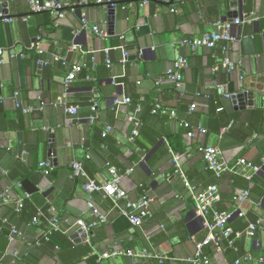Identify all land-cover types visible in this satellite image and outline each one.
<instances>
[{"label": "crops", "instance_id": "1", "mask_svg": "<svg viewBox=\"0 0 264 264\" xmlns=\"http://www.w3.org/2000/svg\"><path fill=\"white\" fill-rule=\"evenodd\" d=\"M60 1L75 10L68 11L66 17L58 21L51 12L30 13L28 0H0L8 3V17L17 19L10 24L0 21V48L5 53V62L0 65V215L9 220L6 225L15 226L20 233L9 243L0 236V264H24L22 259L28 253L39 260L38 264H61L53 245L51 254L32 247L50 228L46 219L49 215L59 218L60 236L68 237L77 246L70 249L66 245L61 251L67 264H160L155 260L127 257L99 260V254L112 249H147L166 257L162 264H192L195 246L209 235V230L197 217L192 192L175 173L171 154L155 159L152 166L145 161L133 165V172L121 179V187L131 201H137L143 191L153 199V215L142 227H135L122 217L103 194L96 195V205L108 221L93 229L90 244L75 226L79 219L90 223L94 217L83 190L84 180L72 176L73 162H83L88 175L102 182L107 175V161L129 169L139 156L142 159L147 154L152 156L169 139L177 149L183 150L182 166L196 190L214 183L221 194L215 206L217 210L236 213L240 208L245 213L242 221L237 215L231 221L234 230L261 220L255 237L238 241L243 255L239 259L246 254L256 260L264 259V184L253 185L249 200L240 205L234 197L247 188L243 175L228 171L214 178L198 151L202 145L219 148L232 170L243 158L255 166L264 163V121L260 123L261 133L238 145L237 136L219 134L220 124L211 119L205 100L209 95L222 94L221 87L229 94L254 93L255 105L246 110H236L231 100L223 98L226 113L238 115L236 129H245L244 124L250 122L254 108L262 107L264 111V0H156L163 3L150 1L143 7L142 0L140 3L127 1L123 5H118L120 0H116L113 21L103 6L80 7L81 0ZM0 13H4L1 8ZM234 14H239V19L247 16L252 21L234 26L233 35L237 40L229 44L227 50L223 49L226 44H220L213 50L199 48L193 52L178 44L216 31L219 22L234 23L229 22ZM24 17H29L27 22L20 20ZM96 27L106 36L96 32ZM35 43L44 50L42 56L32 50ZM120 47L130 53L125 63ZM107 50L113 66L109 70L100 67L96 72L98 60L101 66L107 65ZM11 53H26L28 57L11 60ZM179 56L190 62L189 68L183 71L181 94L172 90L173 84L168 81L158 88L156 79L164 77ZM39 59L45 63L39 64ZM226 59L238 65L236 70L228 72L224 67ZM75 64L85 69L67 92L65 78L70 66ZM87 72L89 77H83ZM161 89L166 113L153 115L147 102L159 99ZM96 96L99 108L93 113L92 100ZM115 98H130L132 102L115 110ZM182 100H196L198 109L189 113L190 123L211 128L210 133L195 139L187 137L181 119L186 118L188 113L184 112L188 107L181 105ZM140 103L146 105L144 111ZM17 104L36 110L25 114ZM68 106H78V115L68 114ZM138 107L141 108L140 136L131 142L135 128L131 116ZM172 110L176 111V118L171 117ZM93 116L98 120L95 125L91 123ZM107 126L112 127L106 142L108 150L101 144L100 137V129L105 132ZM51 135L57 163L46 173L40 165L49 162ZM151 140H157V145L152 146ZM140 143L150 148V153L140 150ZM262 172L256 175L264 179V169ZM24 181L31 184L34 193L28 194L19 186V182ZM20 200L26 205L17 214L15 207ZM36 211H39V221L32 224L31 217ZM75 234H79L77 240L81 241L76 243L72 239ZM60 236L55 240L62 244ZM224 244L226 241L220 249L214 246L206 249L212 264H233L236 260H233L236 251L232 254ZM87 245H90L89 253Z\"/></svg>", "mask_w": 264, "mask_h": 264}, {"label": "built area", "instance_id": "2", "mask_svg": "<svg viewBox=\"0 0 264 264\" xmlns=\"http://www.w3.org/2000/svg\"><path fill=\"white\" fill-rule=\"evenodd\" d=\"M133 1V0H131ZM152 0H142L140 5L143 7L147 5ZM168 2L169 0H165ZM29 10L32 14H40L44 12H51L56 15L57 20H62L66 17L68 11H74L75 8L71 7L69 4L63 3L60 0H28ZM91 5L103 6L105 8H116V0H81L79 3L80 7H88ZM174 11V10H173ZM29 17L20 18L22 22H27ZM246 19H237L234 23H222L219 22L216 24V31L207 33L202 35L197 39H185L179 42L178 44L181 47L189 48L191 51L195 52L199 48H207L209 50H213L217 48L220 44H226L223 46L224 50L228 49V45L235 42L237 39L233 35L234 26H240L242 23L248 22L250 23L252 20L247 16H243ZM17 19L8 17L3 13H0V21L5 24L14 23ZM86 23V21H85ZM95 31L100 33L103 36H106L105 32H99L98 28H95ZM123 51V62H127L130 53L126 51L123 47H120ZM32 50H34L39 56L44 54V50L41 48L39 43H35L32 46ZM4 50L0 48V65H3L5 62L4 59ZM26 53H11L10 59L14 60L17 58L25 59L27 58ZM107 57V66L111 68L113 66L112 59L110 57L109 50L106 51ZM39 64H44L45 62L41 59L38 60ZM92 63H96L95 57L92 58ZM190 62L189 59L183 56H179L173 65L167 70L166 75L164 77H160L156 79V86L158 88L161 85L168 81L174 84L178 89L181 88L184 82L183 71L189 68ZM238 65L229 59H226L224 62V67L227 68L228 72H232L236 70ZM95 67V65H93ZM85 66L75 64L70 66L68 75L65 78V88L67 92L70 90L71 85L77 80V76L83 72ZM218 67L214 69V72H217ZM90 79V78H88ZM240 79L243 80L244 77L240 75ZM221 93L228 100H231L233 96H237L238 94H229L224 87H221ZM66 92V94H67ZM65 94V95H66ZM98 96H96L92 100L91 110L93 113H96L99 108ZM130 98H115L114 99V109L120 110L122 107L131 104ZM17 108L21 109L23 113L29 114L36 110L34 107L24 108L20 104H17ZM196 111V105H192L190 107V114ZM219 111H222L220 109ZM66 112L71 115H78L79 107L78 106H68L66 108ZM141 112V108L138 107L136 109V115L131 116V120L134 123V130L132 135L130 136V141L134 142L137 136L139 135V128L141 126V120L138 118L139 113ZM153 115H157L159 113H166V109L161 103V101L157 98L154 101L153 109L151 111ZM170 115L172 118H176V111H170ZM96 117H91V123L96 121ZM184 128L187 130V137L190 139H195L200 135H205L207 130L201 125L192 126L190 122L183 123ZM232 127V124L228 126L227 129L223 130L222 133H227ZM112 132V127L107 126L104 132V135H108ZM198 151L202 155L207 170L214 174L217 178L222 177L228 171H232L234 173L242 174L249 182V188L243 191L241 194L236 196V202L242 205L244 202L249 200L251 188L253 187V177L260 171L264 169V163L262 166H255L248 162L246 159H241L236 169H230L227 161L222 157V152L217 147L213 146H200ZM172 155V163L175 167V173L180 176L182 179L184 186L192 192L194 204H195V213L197 217L201 218L204 221L206 228L209 230V235L201 242H198L195 246V253L190 262L192 264H212L211 258L206 254V249L208 247L214 246L217 249L222 247L224 241L228 242L231 248H235L236 243L243 238H253L255 237L257 231L260 229L261 220L256 222L249 223V226L246 230L236 232L231 226L230 222L232 219V214L227 212H221L215 208L216 204L221 200L220 188L218 185H212L203 190H196L195 187L192 186L190 181L188 180L186 173L182 166V158L183 155L175 154L170 151ZM91 156H87V159H90ZM145 161V158L142 159ZM40 167L45 170L46 173L51 169L50 162H43ZM72 176L73 178H79L84 180L83 190L87 194L88 198V208L91 212V215L94 217V220L90 223L85 222L83 219L77 220L75 226L79 229L81 236L87 243H91V235L93 229L99 224L107 223L108 219L105 215L101 213L99 208L96 205V195L103 194L104 199L108 200L111 203L113 209L117 210L119 214L126 218L133 226L142 227L145 220L147 218L152 217L153 212L151 209V205L153 203V199L150 197L147 191H143L142 195L137 201H131L129 199V195L125 189L121 187V179L124 176L130 175L133 172V169H128L125 172H122L116 167H108L107 175L104 176L103 181L99 182L93 178H91L85 167L83 162L75 161L72 166ZM19 186L22 187V184L19 183ZM24 209V202L22 200L18 201L15 207V212L17 214L21 213ZM240 218L245 217V213L239 208V211L236 214ZM47 221L50 225V228L45 235V240L48 241L49 238L55 233L62 232L61 222L56 216H47ZM39 221V216L34 218L32 224H37ZM5 224L9 223L7 218L3 219ZM20 235L19 230L15 226H11L10 234H9V242L14 241ZM40 243L37 241L36 246H39ZM119 257H127L133 260H144L150 261L155 260L160 264L164 263L166 257L161 254H158L154 251H150L147 249L142 250H118L112 249L102 254H99V260H107V259H117ZM257 261L259 263H264V259L260 258L256 260L251 254H246L242 259H239L235 262V264H242V262H251Z\"/></svg>", "mask_w": 264, "mask_h": 264}, {"label": "trees", "instance_id": "3", "mask_svg": "<svg viewBox=\"0 0 264 264\" xmlns=\"http://www.w3.org/2000/svg\"><path fill=\"white\" fill-rule=\"evenodd\" d=\"M101 63H100V61L98 60V63H97V66H96V68H95V71L97 72V70H98V68H100V67H102L103 69H105V70H109V68H108V66L106 65V64H104L103 66H101L100 65ZM223 69V68H222ZM84 75H83V77H85V78H87V77H89V73L87 72L86 74L85 73H83ZM91 77V76H90ZM172 90H174V91H176V92H179L180 94H181V92H180V90L173 84L172 85ZM164 90H160V94H159V100L161 101V103L163 104V106H164V97H163V92ZM223 98H224V95L223 94H219V93H217L216 95H209L205 100H206V104H207V106H208V110H209V115L211 116V119H213V120H217V122L220 124L219 125V127H218V132H219V134L223 131V130H225V129H227L228 128V126L231 124V123H234L233 125H232V127H231V129L227 132V134L226 135H229V136H233V137H235L236 138V136H237V141H238V145H241V144H245L246 143V141H248L249 139H251L255 134H259V133H261V131H260V129H259V127H260V123L262 124V122L264 121V111H263V109H262V107H256V108H254L253 110H252V112H251V119H250V122L248 123V125H246V124H244L245 125V129L244 130H242V128H239V129H236V127H235V125H236V122H237V118H238V115L237 114H231V115H228L227 113H226V108L224 107V103H223ZM154 101H155V98L153 99V100H150L149 102H147L148 104H150V112L152 111V109H153V105H154ZM145 103V102H144ZM144 103H140L139 105H140V107L142 108V111H144V109H145V104ZM143 104H144V106H143ZM196 105V110L198 109V104H197V102H196V100H193V101H183L182 100V103H181V105H183V107H188V110H185V112L184 113H186L187 114V116H186V118L185 119H181V125L183 126V122H190V120H189V112H190V107L192 106V105ZM138 105V106H139ZM220 109H222V111H219ZM157 115H162V113H159V114H157ZM224 118H226V119H224ZM98 122V120H96L94 123H93V125H95L96 123ZM184 127V126H183ZM207 129V128H206ZM210 130L212 131V129L210 128H208L207 129V133H210ZM213 130H215V129H213ZM100 131H101V133H100V137H101V144H103V146L104 147H106L107 148V150H108V147H107V145H106V142L108 141V136L109 135H104V131L102 130V129H100ZM140 136V135H139ZM139 138V137H138ZM137 138V139H138ZM137 141V140H136ZM138 142V141H137ZM151 145L152 146H156L157 145V140H151ZM165 146L162 148H160L155 154H153L152 156H148V154H147V156H146V158H145V162L149 165V166H152V164H154V160L155 159H159V158H161V157H164V156H166V155H168V154H170V151H172L173 153H175V154H179V155H184V153H182L183 152V150H180V149H177L176 147H175V145H174V143L169 139V140H165V144H164ZM140 148V150H145L147 153H150V151H151V149L150 148H147V146L145 145V144H143V143H140V146H139ZM140 155V154H139ZM243 159H245V158H243ZM143 161H142V156H139V158L138 159H136V160H134V162L132 163V165L130 166L131 168H129V169H134V166L135 165H138V164H141ZM107 163V166L108 167H116V168H118V169H120L122 172H125L126 170H128V167H123V166H121V165H119V164H115V163H113L112 162V160H109V161H107L106 162ZM134 165V166H133ZM86 169V168H85ZM211 173V172H210ZM187 176V175H186ZM213 176H214V178H217L214 174H213ZM245 180H246V183H247V188L246 189H244L243 191H245V190H247L248 188H249V185H250V182L244 177V176H242ZM92 178V177H91ZM188 178V177H187ZM252 182H253V185L254 186H259L260 184L262 185V184H264V179H262L260 176H258V175H255L254 177H253V180H252ZM19 183H21V182H19ZM212 185H215L214 183L213 184H208V186H206L205 188H203V189H206V188H208V187H210V186H212ZM234 201L236 202V196L234 197ZM25 205H26V203L24 202V208H25ZM24 210V209H23ZM48 210V209H47ZM47 210H45L44 211V213L46 214V215H48L49 213H48V211ZM219 211H221V212H227V213H231L233 216H232V219H231V221L233 220V218H235V215L237 214V212L239 211V210H237L236 211V213H235V211H233V212H229V211H225V210H219ZM39 216V211H36L35 212V214H33V216L31 217V222L33 221V219L34 218H36V217H38ZM48 217H50V215L48 216ZM5 218V216H1L0 215V236H1V238H3L7 243H9V234H10V227H9V225H6L5 223H3V219ZM238 218L240 219V221H242V218H240L239 216H238ZM257 221V220H256ZM256 221H253V222H256ZM231 223V222H230ZM248 226H249V224H244L243 226H242V228H240L239 230H235L236 232H240V231H244V230H246L247 228H248ZM48 230H49V228L46 230V232L42 235V237H40L39 238V240H37V241H39V243H40V245L39 246H36V243H37V241H35L34 243H32V247L33 248H36V249H42L44 252H47V253H49V254H51V245H53V247H54V249L56 250V251H58V253H57V255H58V257H59V260L61 261V264H67V262L68 261H66L65 259H64V257H62V250L64 249V247H67V246H69L68 248H70V249H74V248H76L77 246L73 243V242H71L70 240H69V238L68 237H62V236H60L61 235V233H55L54 235H52L50 238H49V240L48 241H46L45 240V235L47 234V232H48ZM58 236H60L62 239H61V241H63V243L61 244V243H59V242H57L56 240H55V238L56 237H58ZM238 243V242H237ZM237 243H236V246H235V248H231L230 246H229V244H228V242H226V244H224V246H225V248H226V250L227 251H229V252H231L232 254H233V252L234 251H236V257L233 259V260H235V261H237V257H238V259L240 258V257H242L243 255H242V253H241V248H240V246H239V243H238V245H237ZM65 246H64V245ZM67 245V246H66ZM87 247L89 248V251H88V253L89 252H91V250H90V245L88 246L87 245ZM67 248V249H68ZM32 249V248H31ZM4 249H2L1 251H3ZM235 261H234V263H235ZM22 262L24 263V264H38L39 263V260L38 259H36L34 256H32V254H30V253H28L27 254V257H24L23 259H22ZM87 263V262H86ZM86 263H78V264H86ZM233 263V264H234ZM77 264V263H76ZM88 264V263H87Z\"/></svg>", "mask_w": 264, "mask_h": 264}, {"label": "water", "instance_id": "4", "mask_svg": "<svg viewBox=\"0 0 264 264\" xmlns=\"http://www.w3.org/2000/svg\"><path fill=\"white\" fill-rule=\"evenodd\" d=\"M128 2H137L140 3L141 0H134V1H129V0H120L119 2H117L118 5H123L125 3ZM152 1H156V0H152ZM157 2V1H156ZM157 3H163V1L161 2H157ZM171 3V2H170ZM170 3H166L168 5H170ZM234 4V3H232ZM7 7H8V3L7 2H0V8L1 11H4V15L8 16V14H6L7 12ZM116 12L117 9L116 8H107V14H108V18L110 19V21H113L115 19L116 16ZM239 17V14H234V18L229 20V22H234L235 20H237ZM41 67V66H40ZM262 102H264V98H262ZM231 103L233 104V106L236 108V110H246L248 107H253L255 105V95L254 93H248V92H244L242 94H239L237 96H233L231 98ZM51 152L49 154V162L51 163V166H56V155H57V151L55 150V144L53 142L54 140V136L51 135ZM263 172L260 171L259 174H262ZM23 188L28 192V194H32L34 193L35 190H33V187L31 186V184L28 181H24L22 183ZM79 234H75L72 239L76 240V243L81 241V240H77Z\"/></svg>", "mask_w": 264, "mask_h": 264}]
</instances>
